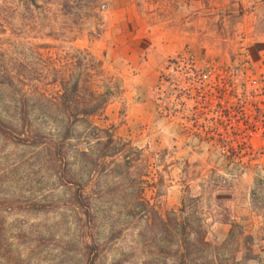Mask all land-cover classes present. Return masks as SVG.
<instances>
[{
  "label": "rangeland",
  "instance_id": "rangeland-1",
  "mask_svg": "<svg viewBox=\"0 0 264 264\" xmlns=\"http://www.w3.org/2000/svg\"><path fill=\"white\" fill-rule=\"evenodd\" d=\"M107 4V0H0V118L12 125L13 136L22 133L20 139H26L21 146L0 135V264H176L175 215L188 220V230L210 244L223 243L229 223L236 224L250 238L252 257L244 264H264V134L253 140L259 154H215L220 169L210 173L201 169V179L209 176L223 187L220 194L192 197V188L185 195L183 215L166 211L163 199L171 178L176 184L181 180L177 170H167L166 156L172 153L167 143L162 150L159 142L139 149L119 135L122 112L117 111L116 126L107 129L104 106L98 108L127 104L121 79L99 60L105 58L101 43L94 44L102 41ZM211 15L222 26L224 35L218 36L226 40L222 44L234 46L236 53L204 60L233 66L241 46L250 56L249 33L227 27L244 14ZM250 65L256 76L263 72L253 68L251 56ZM153 85L141 97L131 96L138 99L130 104L154 106ZM94 107L98 108L94 115L83 114ZM25 123L32 128L21 131ZM155 184L159 187L150 203ZM77 187L90 202V218L72 196ZM250 187L253 209L243 203ZM227 190L237 197L230 199ZM236 200L240 207H234ZM28 202L50 203L52 210L28 211L24 209ZM210 209L216 221L207 220ZM93 244L99 250L84 257L85 247ZM232 248L235 245L220 247V258ZM238 249L244 254L243 247Z\"/></svg>",
  "mask_w": 264,
  "mask_h": 264
},
{
  "label": "crops",
  "instance_id": "crops-1",
  "mask_svg": "<svg viewBox=\"0 0 264 264\" xmlns=\"http://www.w3.org/2000/svg\"><path fill=\"white\" fill-rule=\"evenodd\" d=\"M107 1L101 26L103 30L100 31L102 41H95L94 44L101 43L103 47V50H100L101 55L105 58L99 60L107 63L121 79L127 104H105L102 110L106 117L104 127L107 129L113 125L115 127L117 111H120L122 112L118 119L120 137L135 142L139 149L150 146V143L153 145L154 142H159L162 150L163 143H167L168 149L172 152L166 156L169 166L167 170H177L180 173L178 179L181 180H177L176 184L171 178L163 205L166 211L173 210L179 214V210H182L180 214L183 215L186 210L185 195L192 188L195 189L192 197L198 198L208 195L214 197L224 190L218 183L211 182L209 176L201 179V169L208 170L209 173L211 170H219L221 161L205 143L182 135L176 127L167 126L166 122L155 114L153 104H130L138 99L134 100L131 96L141 97L140 94L146 93L147 88L156 82L157 74L165 61L184 49L194 52L203 59L208 57L222 60L229 53H233L232 57L235 56L234 46L226 48L222 44L226 42L224 37L222 39L218 37L220 33L224 34L222 26H217L215 19L212 18L213 12L244 14L241 17L235 16L234 21L227 27L235 31L243 29L249 33L251 64L253 68L263 70L264 0ZM158 187L157 184L154 185L150 203L155 201L154 196ZM251 191L250 187L249 195L244 196L246 200L243 203L253 209ZM235 194L228 191L230 199L236 198ZM213 204L215 207L218 205ZM233 205L241 206L237 200ZM208 213L207 220L213 218L216 221L215 211L210 209ZM177 216L184 219L183 216ZM231 225L230 223L229 226L220 225L223 228L228 226L226 236Z\"/></svg>",
  "mask_w": 264,
  "mask_h": 264
},
{
  "label": "built area",
  "instance_id": "built-area-1",
  "mask_svg": "<svg viewBox=\"0 0 264 264\" xmlns=\"http://www.w3.org/2000/svg\"><path fill=\"white\" fill-rule=\"evenodd\" d=\"M240 50L233 66L177 53L150 88L159 119L223 157L259 154L253 140L264 134V70L256 76L247 49Z\"/></svg>",
  "mask_w": 264,
  "mask_h": 264
},
{
  "label": "trees",
  "instance_id": "trees-1",
  "mask_svg": "<svg viewBox=\"0 0 264 264\" xmlns=\"http://www.w3.org/2000/svg\"><path fill=\"white\" fill-rule=\"evenodd\" d=\"M101 105L104 106L105 104H99L98 108ZM98 108L94 107L90 111H83V114L89 116L94 115L97 112ZM23 128H29L30 130L32 126L31 124L25 123L21 126V131L23 130ZM10 130H13L12 125L0 118V135L5 139H8L13 144L21 146L26 145V139L24 137L20 139V137L23 135L22 133L15 137L12 135ZM68 132L69 127H67L66 129L64 139H67V136L69 135ZM58 153L59 152L56 151L55 155L58 156ZM106 157L110 158L111 156ZM103 158H105V156H103ZM61 168L63 170L65 169L66 171L65 165H62ZM68 183L70 184L71 182ZM82 189L83 188L77 187L72 196L85 217L90 218L91 205L88 198L84 196ZM24 209L35 212H48L52 210V206L50 203L40 204L38 202H28L26 203V207ZM179 212L181 213L182 210H179ZM172 218L174 221V225L177 228V237L174 252L176 264H244L250 260V257H252L251 248L247 243L248 241H250V238L245 235L236 224L231 225V229L229 231L227 239L223 243L210 244L205 240V237L194 235L192 231L188 230L191 227V224L188 220L178 218V216L176 215ZM233 245H235L236 248H232V251L229 252L230 254L227 257L220 258V247H233ZM239 246L244 248V254H240L241 250L238 249ZM98 250V246L94 244L92 246H86L83 255L84 257H89L91 254H94Z\"/></svg>",
  "mask_w": 264,
  "mask_h": 264
}]
</instances>
